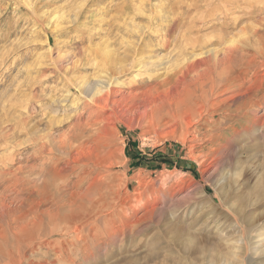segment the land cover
Listing matches in <instances>:
<instances>
[{
	"label": "rangeland",
	"instance_id": "rangeland-1",
	"mask_svg": "<svg viewBox=\"0 0 264 264\" xmlns=\"http://www.w3.org/2000/svg\"><path fill=\"white\" fill-rule=\"evenodd\" d=\"M258 1L0 0V264H264ZM232 40L240 87L219 99L235 112L223 131L208 117L207 133L195 108L207 67L157 84L182 52ZM101 76L118 82L107 109L76 88ZM75 126L84 147L69 157L57 147ZM96 140L108 168L87 166L107 150ZM27 227L43 240L22 243Z\"/></svg>",
	"mask_w": 264,
	"mask_h": 264
},
{
	"label": "bare ground",
	"instance_id": "bare-ground-1",
	"mask_svg": "<svg viewBox=\"0 0 264 264\" xmlns=\"http://www.w3.org/2000/svg\"><path fill=\"white\" fill-rule=\"evenodd\" d=\"M145 0H143L144 2ZM206 2V1H205ZM258 2H262V1H258ZM142 3V2H141ZM145 4V3H144ZM144 8V7H143ZM163 8V7H162ZM160 8V9H162ZM136 10L141 12L142 11V6L139 5L136 7ZM155 10V9H154ZM153 10V11H154ZM160 15V14H159ZM58 18V17H57ZM173 19V18H172ZM171 19V20H172ZM163 20V19H162ZM173 21V20H172ZM176 23V22H175ZM171 24V23H170ZM169 24V25H170ZM263 24V23H262ZM261 24V25H262ZM153 25V24H152ZM139 26V25H138ZM168 26V24H167ZM264 26V25H263ZM137 27V26H136ZM153 27V26H152ZM173 27V24L172 26H170L169 28V31H171ZM137 28H141V27H137ZM145 28V27H144ZM137 30V29H136ZM136 30L133 29L134 32H136ZM255 30V29H254ZM155 31V30H154ZM166 31V29H165ZM244 31V30H243ZM249 32V31H248ZM138 31L135 33L137 34ZM258 33V34H257ZM257 33L256 35H252V37L254 36L256 39H260V38H264V34L262 33H259V31L257 30ZM142 34V33H141ZM140 34V35H141ZM249 34V33H248ZM167 35V34H166ZM139 36V35H138ZM166 38H164L165 40V44L166 45L169 41V36H165ZM139 38V37H137ZM142 38V37H141ZM141 40V39H140ZM236 43V40H232L230 41V46L227 48V50H222L223 52L221 53V50H217L215 48H212L210 50H206L204 51L202 49V52L201 53H198V52H182L180 55V57H178V62L182 61V66H186V67H179L181 64H177L178 66L177 69L176 68H173V66H171L170 64V68H173V70H169L167 68V72L164 76V79H163V82L162 83H159L157 84L158 87L160 86H170L172 84V82H181V83H184L186 82V78L189 76V72H192L196 69H198L199 67L201 68V66H205L207 67V69L205 68L206 72L204 71V73L202 75H199L197 76L198 77V80L195 81V84L197 83H200L201 84V88H200V95L198 96V100L196 102V105H195V108H196V113L197 114V117H198V121L201 123V122H205L206 119L208 117H211L212 119H216L214 124L215 126H218V130H228L230 129V127L228 126L230 124V122L232 121V118H233V114L232 112H235L232 108L233 106L232 105H228L226 106L227 102H228V99H224V100H220V96L221 95H226L225 93L229 92V91H235V89H238L240 86L238 85V82H240V75H238L237 73L235 74V69L234 68H238V66L236 65V60L238 59L236 54L237 52H239V47H233L232 45H235ZM232 44V45H231ZM238 44V43H236ZM131 46V45H130ZM128 48V47H127ZM101 49V48H100ZM136 50V49H135ZM113 51V50H112ZM97 53V50L96 52ZM101 53H104V50L103 52L101 51ZM110 53V52H109ZM244 53V52H242ZM178 54V56H179ZM110 55V54H109ZM143 55V54H142ZM261 55V56H259ZM99 54L95 57H98ZM101 56V54H100ZM99 56V57H100ZM98 57V58H99ZM97 58V59H98ZM102 58V57H101ZM96 59V58H95ZM164 61L162 62L163 65H168L170 62L163 59ZM151 60H149V62H147V66H150L149 64H152L150 62ZM162 61V60H161ZM239 61V60H238ZM139 62V61H138ZM145 62V61H144ZM137 63V62H136ZM143 63V62H142ZM158 63V62H156ZM241 63V62H240ZM77 64V63H76ZM186 64V65H185ZM249 64H256V65H259L261 67H264V51H258L257 54L255 55H252V59L249 60ZM96 65V64H95ZM138 65V63H137ZM136 65V66H137ZM157 65V64H156ZM159 65V64H158ZM175 65V64H174ZM240 65V64H239ZM140 66V65H138ZM241 66V65H240ZM112 67V66H111ZM151 67V66H150ZM159 67V66H158ZM144 68V67H143ZM142 68V69H143ZM180 68V69H179ZM259 68V67H258ZM156 69H159V68H155ZM136 70V69H135ZM209 70V71H208ZM157 71V70H156ZM159 72V71H158ZM200 72V71H199ZM198 72V73H199ZM202 72V70H201ZM201 72L199 74H201ZM148 73V72H147ZM153 73V72H152ZM100 74V73H99ZM104 74V73H103ZM150 74V73H149ZM192 74V73H191ZM155 75V74H154ZM257 75V74H256ZM192 76V75H191ZM246 76V75H245ZM102 78L99 77V79H96L94 80L93 82H82V81H79V83L76 85V88L77 90L85 96V98L89 99V103L90 104H94L96 105L97 107H104V108H109V104L110 103V98L112 97V88L118 83L117 80H115L114 82L112 81H109L108 79L105 80L104 76H101ZM118 77V76H117ZM150 77V76H149ZM193 77V76H192ZM195 77V76H194ZM193 77V79H194ZM255 77V76H254ZM192 79V78H191ZM67 80V79H66ZM177 80V81H176ZM206 80H208L209 82H205ZM152 82L149 83L150 86L156 84L153 80H151ZM187 83V82H186ZM246 83V81H245ZM199 84V85H200ZM175 89V88H174ZM174 89L173 92H174ZM177 89L179 90V87H177ZM171 90V91H172ZM134 92V91H133ZM132 92V93H133ZM132 93L129 94V95H125V94H122L123 95V99H126V97L130 98L132 96ZM166 93V92H165ZM172 93V92H171ZM180 93V92H179ZM118 94V93H117ZM128 94V93H127ZM146 94V93H145ZM175 94V93H174ZM73 95V94H72ZM136 95V93H135ZM177 95V94H176ZM181 95V94H180ZM183 95V94H182ZM175 96V95H174ZM116 97V96H115ZM133 97V96H132ZM178 97V96H176ZM180 97V96H179ZM222 97V96H221ZM173 98V97H172ZM122 99V100H123ZM132 99V98H131ZM130 99V100H131ZM135 98H133L134 100ZM155 99V98H154ZM154 99H151V100H154ZM77 100V99H76ZM129 100V101H130ZM47 101V100H46ZM124 101V100H123ZM121 101V102H123ZM172 101V100H171ZM63 102V101H62ZM62 102L61 101H56L55 103L53 104H58V105H62ZM88 102V101H87ZM133 102V101H132ZM76 104V102H75ZM113 104V103H112ZM120 103H117L115 102L114 105H112L113 107H115L116 105L119 106ZM12 106V105H11ZM78 106V105H77ZM149 106V105H147ZM146 107V106H145ZM76 108V107H75ZM148 108V107H146ZM36 109V108H35ZM56 109V108H55ZM98 109V108H97ZM118 110V109H117ZM65 111V110H64ZM58 110H55V113H57ZM113 112V111H112ZM117 112V111H116ZM119 113V112H118ZM58 114V113H57ZM113 114V113H112ZM115 115V114H114ZM21 119V118H20ZM192 121V120H191ZM178 122V121H177ZM186 122V121H185ZM184 123V122H183ZM199 123V124H200ZM186 124V123H185ZM192 124V123H191ZM190 124V125H191ZM196 124V123H195ZM198 124V123H197ZM189 125V123H188ZM189 125V126H190ZM187 126V125H186ZM196 126V125H194ZM206 122L205 124L203 125V128L204 130L207 132V133H211L215 130H210V129H205L206 127ZM225 129H224V128ZM24 128V127H23ZM188 128V127H187ZM192 128V127H191ZM196 130V128H194ZM24 131V130H23ZM76 131H80L81 133L78 134V132L76 133ZM84 131L85 129H82L80 127H77L75 126V130L71 131V133H69L65 138L64 140L60 143V146L57 147V151L61 152L62 154H65V155H68L69 157H74V152H76L77 150L79 149H82L84 147L83 145V141L81 143H77V139L79 137H82L84 134ZM34 133V132H33ZM100 133V132H99ZM77 134V135H76ZM82 134V135H81ZM35 135V134H34ZM100 136V135H99ZM58 137V136H57ZM29 138V137H28ZM46 138V137H45ZM45 140V139H44ZM198 142V141H197ZM100 143V141H94V144H98ZM44 144V143H43ZM101 144V143H100ZM20 145V144H19ZM105 147V155L103 154L102 157H100L98 154L96 156V159H92L91 157L88 158L87 160V166H90V165H93L95 169H99L101 167H104V168H108L107 165V161L111 158V154L112 152L109 149V147H107L106 145H104L103 143L101 144ZM47 145L44 144V146L42 147V150L43 149H47ZM24 147V146H22ZM95 147V146H94ZM52 148V147H51ZM50 148V153L54 152L53 150H51ZM90 151V155H92V153L94 152V150H89ZM92 152V153H91ZM54 154H56L54 152ZM77 155V154H76ZM215 156V155H213ZM217 156V155H216ZM54 157V156H53ZM52 159V158H51ZM64 159V158H63ZM69 160V159H68ZM78 159L76 158L75 159V163ZM70 161V160H69ZM79 161H81V159H79ZM60 162V161H59ZM107 162V163H106ZM213 167V166H212ZM68 168V167H66ZM66 168H62L60 171L58 172H54L52 173V175L55 177L59 176L58 179H54L57 181H60L61 178L63 177V173L65 172ZM94 169V170H95ZM3 171V170H2ZM6 172V170H5ZM86 172V171H85ZM93 172V171H92ZM2 173V172H1ZM93 174V173H92ZM95 174V172H94ZM97 177L94 179L95 181ZM5 183V181H4ZM58 183V182H57ZM93 187V186H92ZM91 187V188H92ZM16 192H24L25 190L22 188L19 190V187L15 186V189H14ZM8 206V205H7ZM10 209V208H9ZM2 210V209H1ZM1 212V211H0ZM24 219V218H23ZM29 221V220H28ZM34 224V222H33ZM16 226V225H15ZM18 228V227H17ZM23 230L22 233L20 234V237L22 238L20 241H22V243H29V245H35L36 241L40 240L41 241L43 240L41 238V233H37L36 236H33L32 237V234H30V231H29V228H22ZM15 230V229H14ZM21 243V244H22ZM39 243V242H38ZM37 250V249H36ZM39 250V249H38Z\"/></svg>",
	"mask_w": 264,
	"mask_h": 264
}]
</instances>
